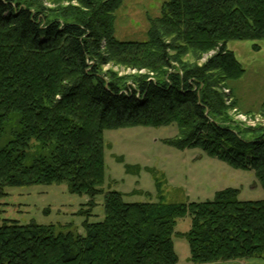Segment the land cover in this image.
<instances>
[{"label":"trees","instance_id":"trees-1","mask_svg":"<svg viewBox=\"0 0 264 264\" xmlns=\"http://www.w3.org/2000/svg\"><path fill=\"white\" fill-rule=\"evenodd\" d=\"M69 1L72 12L0 0V187L64 183L91 201L102 193L104 130L175 124L177 136L164 143L253 170L264 188V129L246 139L215 119L225 82L243 74L226 44L264 39V0H167L144 42L114 36L123 0ZM187 53L193 61L183 63ZM111 62L154 78L133 75L128 85L102 71ZM163 183L156 176L157 202L106 191L105 217L85 221V235L5 220L0 264H176L174 234L187 240L194 264L264 257V197L240 200L226 188L212 200L167 203ZM186 215L189 230L175 232Z\"/></svg>","mask_w":264,"mask_h":264},{"label":"rangeland","instance_id":"rangeland-1","mask_svg":"<svg viewBox=\"0 0 264 264\" xmlns=\"http://www.w3.org/2000/svg\"><path fill=\"white\" fill-rule=\"evenodd\" d=\"M20 1L24 5L32 3V0ZM37 1L53 11L65 9L64 12H72L71 8L77 6L75 1L69 0ZM165 1L123 0L114 12L113 32L116 39L147 41L149 19L160 15L161 5ZM226 46L240 62L243 74L225 82L222 88L224 107L217 110L215 119L233 125L244 138L249 139L259 129H264V39L231 40ZM210 54L212 51L204 54L198 63ZM182 59L183 63L192 62L193 54L187 53ZM102 71L126 79L128 85L132 84L130 77L133 75L150 74L149 77L154 78L153 73L144 68L115 62L104 65ZM5 87L1 88L4 92L7 91ZM176 136L175 124L106 129L103 131L105 176L102 193L96 194L90 201L86 194L70 193L64 183L0 187V223L5 220H15L19 224L32 222L51 226L56 234L68 230L85 235V221L96 223L104 219V195L108 190L120 192L127 203L157 202L156 176L164 180L161 187L167 203L212 200L217 192L226 188L237 189L240 200L255 201L264 197V188L253 170L231 167L207 156L199 148L178 149L164 143L165 139ZM6 139L7 136L3 137L1 142ZM127 165L136 168L127 171ZM89 201L93 207L88 206ZM190 224L189 215L177 218L174 231L185 233ZM172 242L178 257L176 264H194L188 261L190 251L187 240L174 234ZM52 247L53 244L45 251ZM45 251L41 249L39 254L44 255ZM200 264H264V257Z\"/></svg>","mask_w":264,"mask_h":264}]
</instances>
